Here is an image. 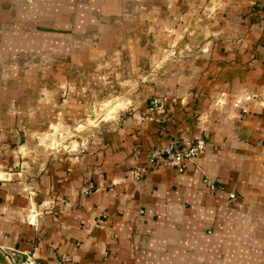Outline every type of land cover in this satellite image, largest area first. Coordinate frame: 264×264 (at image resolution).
<instances>
[{
    "label": "crops",
    "instance_id": "crops-1",
    "mask_svg": "<svg viewBox=\"0 0 264 264\" xmlns=\"http://www.w3.org/2000/svg\"><path fill=\"white\" fill-rule=\"evenodd\" d=\"M25 250L264 264V0H0V264Z\"/></svg>",
    "mask_w": 264,
    "mask_h": 264
},
{
    "label": "built area",
    "instance_id": "built-area-1",
    "mask_svg": "<svg viewBox=\"0 0 264 264\" xmlns=\"http://www.w3.org/2000/svg\"><path fill=\"white\" fill-rule=\"evenodd\" d=\"M160 109V104L155 102L154 106L151 108V111L153 114H155ZM205 150L206 142L200 138L193 142H183L179 144L172 142L164 147H155L150 152L147 163L138 165V167L135 168L134 176L136 179H141L144 172L148 169V166L153 164L165 165L176 163L178 166H181L183 162L204 154ZM230 195L231 197H234V194ZM23 253L26 256L25 259L22 257V253L19 251L12 253L13 264H35V256L31 250H25Z\"/></svg>",
    "mask_w": 264,
    "mask_h": 264
},
{
    "label": "water",
    "instance_id": "water-1",
    "mask_svg": "<svg viewBox=\"0 0 264 264\" xmlns=\"http://www.w3.org/2000/svg\"><path fill=\"white\" fill-rule=\"evenodd\" d=\"M22 255V254H21ZM23 256H24V254H23ZM24 258H25V256H24Z\"/></svg>",
    "mask_w": 264,
    "mask_h": 264
}]
</instances>
